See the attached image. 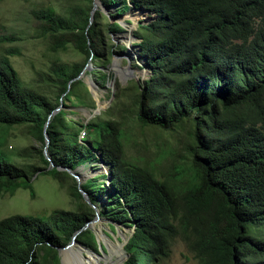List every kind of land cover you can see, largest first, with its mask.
<instances>
[{
  "label": "trees",
  "instance_id": "obj_1",
  "mask_svg": "<svg viewBox=\"0 0 264 264\" xmlns=\"http://www.w3.org/2000/svg\"><path fill=\"white\" fill-rule=\"evenodd\" d=\"M100 1L117 5L115 15L133 9L151 17L136 25V58L147 77L135 85L123 120L112 113L119 88L110 105L85 122L57 109L63 96L82 102L73 90L84 85L86 61L50 63L45 81L57 87L52 100L20 79L9 60L11 48L0 53V128L27 125L43 146L42 166L19 164L2 148L0 135V195L31 190V176L41 171L61 186L70 178L69 193L77 199L73 210L0 218V264H59L58 248L73 235L96 249L85 227L91 204L101 218L129 224L121 264H153L178 234L190 243L197 264H264V0ZM88 2L38 9L34 16L50 48L72 44L85 53L99 67L86 74L104 86L113 45L92 20ZM106 27L122 31L118 22ZM9 39L0 36L2 42ZM124 50L120 46L118 53ZM85 99L89 102L82 103L94 106L89 92ZM128 121L162 129L189 125L186 163L174 162L163 174L128 157ZM90 161L109 170L99 175L107 184L98 177L81 183L87 202L70 169Z\"/></svg>",
  "mask_w": 264,
  "mask_h": 264
},
{
  "label": "rangeland",
  "instance_id": "obj_2",
  "mask_svg": "<svg viewBox=\"0 0 264 264\" xmlns=\"http://www.w3.org/2000/svg\"><path fill=\"white\" fill-rule=\"evenodd\" d=\"M75 4H89V2L88 0H0V36L10 37L7 41H0V53H3L6 48H11L14 54L9 55V60L20 79L47 93L52 100L55 99L57 87L45 81V73L48 72L50 63L60 61L72 65L86 61L82 71L84 85H77L73 91L82 97V102H89L85 99L86 92H89L91 99L94 100V106L82 103L73 96L69 99L63 96L59 99L60 104L57 108L66 110L68 118H78L81 122H85L93 115L99 114L100 110H105L110 105L112 93L119 88L120 97L112 113L113 117L123 120L121 116L129 115L130 100L135 91V85L147 77V69L139 68L138 65L141 62L136 58L138 49L136 43L139 41L134 36L136 25L138 21H149L151 17L145 12L133 9L121 15H115L117 5L106 7L97 0L95 10L98 9L99 13L95 18L94 10L91 18L99 23L107 44L113 45L112 52L108 54L109 78L107 83L101 86L96 76L86 74L91 68H99L94 61L90 58L86 59L85 53L75 49L72 44H67L63 49L52 50L50 38L40 34L39 20L34 16V11L38 9L46 7L65 9ZM107 22H118L122 31L109 32L106 27ZM120 46L126 48L123 53H118ZM126 130L129 136L125 143V153L128 157H133L144 165H153L163 174L174 162L186 163L187 152L184 148V140L190 130L189 125L162 129L156 126L140 127L128 121ZM0 135L3 138L2 148L17 163L43 165L39 157V151L43 149V146L27 125L2 127ZM93 165L98 166L93 167ZM108 170L109 166L90 161L78 164L77 167L70 169V173L78 177L76 180L81 189V183L87 178L98 177V181L103 180L107 184L108 179L99 178V175ZM64 180L65 185L61 186L49 174L40 171L32 175L31 190L17 188L13 193L6 192L0 195V218L14 213L42 216L56 208L73 210L77 199L69 193L72 181L67 177ZM83 194L87 201L88 195L86 192ZM97 195H100L103 200L106 198L105 192L101 190H98ZM91 205L93 210L88 216L87 227L94 235L96 249L87 247L75 239L70 247L59 249L61 252L59 264H77V260L82 257L83 260H88L85 261L88 262L87 264H120L126 258L122 246L131 233L129 224L101 218L97 205ZM112 243L115 247H121L122 258L119 259V255L117 256L119 252L115 251ZM69 248H72L74 253L65 252L64 258L63 252ZM85 253H90L91 256L87 257ZM153 264H197V260L190 243L186 242L182 234H178L171 240L167 254L156 258Z\"/></svg>",
  "mask_w": 264,
  "mask_h": 264
},
{
  "label": "water",
  "instance_id": "obj_3",
  "mask_svg": "<svg viewBox=\"0 0 264 264\" xmlns=\"http://www.w3.org/2000/svg\"><path fill=\"white\" fill-rule=\"evenodd\" d=\"M96 5H97V0H94V2H93V7H92V9H91V14L93 13V11L95 10V8H96ZM91 16V15H90ZM58 109V108H57ZM48 122V121H47ZM47 122L45 123V126H46V124H47ZM44 139H45V148H44V153H46V147H47V145H48V142H49V137H48V135H47V133L46 132H44ZM76 179H78V177L75 175V174H73V173H71ZM79 190L81 191V193L83 194L84 192H82V190L79 188ZM84 195V194H83ZM87 199V201H88V197L86 198ZM88 221L85 223V227H87L88 226ZM129 237V236H128ZM128 237H126V241L128 240ZM74 240H75V235H73L72 236V239H71V241L68 243V244H66L65 246H63V247H60V248H58V254L60 255L61 254V252L59 251V249L60 250H63V249H66V248H68V247H70V245H72V243L74 242ZM126 243V242H125ZM125 255H126V253H125ZM127 256V255H126ZM122 262H120V264H121Z\"/></svg>",
  "mask_w": 264,
  "mask_h": 264
},
{
  "label": "bare ground",
  "instance_id": "obj_4",
  "mask_svg": "<svg viewBox=\"0 0 264 264\" xmlns=\"http://www.w3.org/2000/svg\"><path fill=\"white\" fill-rule=\"evenodd\" d=\"M112 245H113V243H112ZM114 249H115V251L116 252H119V254H117V256L119 255V259L120 258H122L123 257V251L121 250V247H115L114 245L112 246ZM123 247V246H122ZM67 253V254H69V253H74L73 252V249L72 248H69L68 250H65L64 252H63V254L64 253ZM114 253V252H113ZM86 254V256L87 257H90L91 255H90V253H85ZM95 255V254H94ZM85 256V257H86ZM84 257V258H85ZM64 258H65V254H64ZM77 259V258H76ZM98 259V258H97ZM85 261H88V260H83V257L82 258H79L78 260H77V264H87L88 262H85ZM114 263V262H113Z\"/></svg>",
  "mask_w": 264,
  "mask_h": 264
},
{
  "label": "built area",
  "instance_id": "obj_5",
  "mask_svg": "<svg viewBox=\"0 0 264 264\" xmlns=\"http://www.w3.org/2000/svg\"><path fill=\"white\" fill-rule=\"evenodd\" d=\"M82 134H83V132H82Z\"/></svg>",
  "mask_w": 264,
  "mask_h": 264
}]
</instances>
